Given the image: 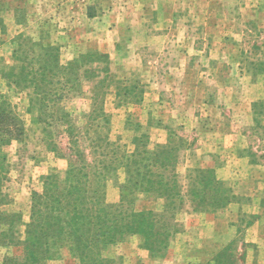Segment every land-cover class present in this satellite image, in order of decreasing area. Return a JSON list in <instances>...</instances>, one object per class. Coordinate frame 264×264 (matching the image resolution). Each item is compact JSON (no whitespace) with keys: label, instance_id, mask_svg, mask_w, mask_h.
I'll use <instances>...</instances> for the list:
<instances>
[{"label":"rangeland","instance_id":"1","mask_svg":"<svg viewBox=\"0 0 264 264\" xmlns=\"http://www.w3.org/2000/svg\"><path fill=\"white\" fill-rule=\"evenodd\" d=\"M2 114L22 131L0 148L20 240L42 177L116 165L91 190L161 234H118L102 264H264V0H0ZM138 152L171 163V190L128 182ZM47 243L43 264L80 262ZM23 248L1 243L0 264Z\"/></svg>","mask_w":264,"mask_h":264},{"label":"trees","instance_id":"2","mask_svg":"<svg viewBox=\"0 0 264 264\" xmlns=\"http://www.w3.org/2000/svg\"><path fill=\"white\" fill-rule=\"evenodd\" d=\"M2 116L0 117V130L3 128L7 130L0 132V148L9 144L13 139H19L22 133L20 129L21 133L18 131V134L14 135L8 128L11 121L4 114ZM15 127L18 128L17 125ZM16 128L14 131L17 130ZM73 138L74 134L71 131L70 140ZM52 147L57 150L55 145ZM74 151V155L85 158L79 148ZM69 157L72 159L71 156ZM167 157L170 158L169 153ZM125 158L122 164L126 167L128 182L135 184L140 190L155 191L158 187L168 188V190L173 188L171 177L165 176L161 170L170 166L171 163L158 164L157 157L153 153L147 155L152 163L143 164L142 162L146 159L139 152L132 156H125ZM116 159L118 157L113 160ZM115 167L116 165L92 167L71 163L63 177L58 173L42 177V190L32 193V214L27 224L24 240H20L21 231L18 229L22 222L21 214L8 212L4 208L7 204L3 192L5 177L3 168L0 167V244L22 245L24 247L23 264H43L42 261L51 258V254L41 256L38 253L39 249L47 246L50 238H67L76 243L80 259L78 264H102L106 262L102 250L117 240L120 233L129 230L148 236L153 234L154 230L152 237L156 239L161 233L155 232L157 227L155 215H146L142 212L141 215H134L129 219L123 214H113L104 205L102 194L91 190L96 180L100 179L103 182L101 179ZM168 197L171 198L172 195L169 194Z\"/></svg>","mask_w":264,"mask_h":264}]
</instances>
